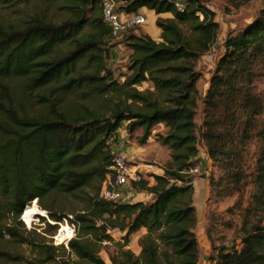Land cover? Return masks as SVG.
Masks as SVG:
<instances>
[{
	"label": "trees",
	"instance_id": "16d2710c",
	"mask_svg": "<svg viewBox=\"0 0 264 264\" xmlns=\"http://www.w3.org/2000/svg\"><path fill=\"white\" fill-rule=\"evenodd\" d=\"M211 1L184 0L179 9L175 0H116L117 13L154 12L160 41L131 33L109 45L102 0H0L18 16L0 21V241L6 237L33 248L41 264H106L99 256L104 242L116 246L110 264H199L190 170L199 163L201 141L223 172L210 185L221 197L237 194L234 207L242 213L239 244L219 248L209 264H264V221L251 220L257 211L264 213V128L258 122L264 98L255 86L264 69V10L225 39L202 99L198 134L201 74L195 66L219 32L207 6ZM117 45L129 52L122 81L107 65ZM145 83L152 89L140 91ZM124 123L128 134L141 131L139 146L155 127L164 129L154 139L169 151L170 162L161 175L148 176L152 185L143 176L131 184L151 195L149 202L101 197L112 173V145ZM254 137L261 147L249 176L243 156ZM249 183L260 189L253 196L257 206L242 208ZM67 197L83 202L84 209L59 214L54 207ZM33 201L55 224L74 226L67 249L31 239L35 230L27 231L20 217L29 223ZM141 230L140 251L134 254L127 247ZM111 231L123 234L120 242ZM0 260L20 258L0 249Z\"/></svg>",
	"mask_w": 264,
	"mask_h": 264
},
{
	"label": "rangeland",
	"instance_id": "374dc122",
	"mask_svg": "<svg viewBox=\"0 0 264 264\" xmlns=\"http://www.w3.org/2000/svg\"><path fill=\"white\" fill-rule=\"evenodd\" d=\"M207 6L215 14V21L219 24V32L214 45L198 60L195 66V70L201 74V78L197 82L200 99L198 101L197 116L195 118L198 134L203 121L202 99L209 87L208 82L214 71L215 65L224 53L223 43L227 36L239 33L260 16V12L264 10V0H250L244 4L241 0L235 1L234 4L230 0H212ZM29 10V8H26V11ZM145 14L146 12L142 13L144 17H147ZM17 17L18 16L14 10L5 6H0V21H14ZM143 26L151 30H154L155 28L149 19H147ZM135 32L136 34H142V26L131 28L128 32L122 33L120 37L124 38L126 34H135ZM151 36L155 37L154 35ZM126 53L127 49H125L124 46H121L114 54H111V58L113 56V59H110V62L108 63L109 67L115 71V77L118 79H120L121 74L127 73V60L123 62L125 58L127 59ZM260 72L261 75L255 83L256 93L264 98V69ZM120 81H122V79H120ZM138 89L142 91L152 88L149 84L145 83ZM258 122L260 128H264V109L262 115L258 118ZM125 126L126 124L124 123L119 128L117 132L118 139L112 145V151L122 154L126 151L129 156H132V158H136V156L142 157L143 163H141L144 165L143 169L148 170V173H145L144 178L149 181V179H151L148 177L150 174L163 172L162 169L170 162L169 151L165 147L160 146L154 139V135L158 132H164V129L161 126L155 127L152 131L151 138L147 143L144 146H139L137 140L141 135V131L137 130L132 134H128ZM198 147L200 159H198L199 163L197 166H199V172L191 173L193 181H195L194 186L196 192L200 195V199L197 201L198 215L194 233L198 242L199 264H208V259L213 258V256L215 257L219 248H229L233 245L237 246L239 244V229L241 228L242 213L239 209L234 207L239 199L237 194L230 197H221L218 194L219 188L210 185V179L218 180L222 177L223 172L218 168L216 163L209 160L203 142L199 141ZM260 147L261 141L257 137H254L246 147L243 156V168L249 176L255 173L256 160L258 158ZM129 165L135 166L137 164L129 163ZM248 180H251V177H249ZM129 187L131 188V186ZM93 188H95V185L86 191L91 193ZM259 191L260 189L257 185L249 183L242 192V208H245L249 204L256 207L257 205L254 203L253 196H257ZM132 192L135 194L128 199L124 198L121 203L130 202L132 200L136 201L142 198V195L137 197V194H140V192L135 190ZM60 201V207H54V210L58 209L59 214L63 213L69 215L70 212H79L85 207L83 202L75 200L72 197L62 198ZM29 207L30 210L27 214L29 223L23 220L22 215L20 220L27 231L35 230V234H32L31 239L36 240L38 243H46L53 246L62 245L66 248L63 244H60L64 241L63 238L60 237V232L63 229H69V226L66 224H70L65 221L55 224L50 220L47 213L41 210L36 201H33ZM231 208V212H228V209ZM39 216H44L46 218L45 221H40L38 219ZM251 220L253 222L260 220L264 221V213L257 211V213L251 217ZM47 225L57 226H55V229L53 230H48L49 228H47ZM60 225L61 229L58 233ZM109 234L115 242H120V239L123 236V234L118 231H111ZM143 234L144 233L141 232L133 234L130 237V243L127 249L131 250L134 254H138L140 251L138 248V240ZM70 237L71 235L67 239ZM0 249L7 251L12 254V256H18L20 258L17 262L0 260V264H41L36 250L26 245L20 246L13 244L9 242L6 237L4 240L0 241ZM115 249L116 246L108 242L106 244L102 243L100 246L99 256L106 262V264H110L109 257L114 255L116 251Z\"/></svg>",
	"mask_w": 264,
	"mask_h": 264
},
{
	"label": "built area",
	"instance_id": "2783aa9c",
	"mask_svg": "<svg viewBox=\"0 0 264 264\" xmlns=\"http://www.w3.org/2000/svg\"><path fill=\"white\" fill-rule=\"evenodd\" d=\"M183 2L184 0H175V4L179 9L183 8ZM116 7V0H102L101 2L102 18L108 30V38L117 39L127 30L143 26L146 23L145 17L138 12L130 15L120 14L116 12ZM114 154L112 173L106 181L101 197L107 201L121 202L124 199L122 189L131 186L132 183L139 182L142 176L129 165L124 154L116 152ZM198 172L199 166L197 165L190 170L192 174ZM66 225L71 230V237L60 244L67 248L68 242L75 236V228L73 225ZM60 229L61 225L58 233Z\"/></svg>",
	"mask_w": 264,
	"mask_h": 264
},
{
	"label": "crops",
	"instance_id": "0c3cea01",
	"mask_svg": "<svg viewBox=\"0 0 264 264\" xmlns=\"http://www.w3.org/2000/svg\"><path fill=\"white\" fill-rule=\"evenodd\" d=\"M143 12H146V16L147 17H145V19L147 18V19H149L150 20V22L152 23V25H153V27H155V20H156V16H155V14H154V12H152V11H149V10H147V9H145V8H142L141 10H139L138 11V13L139 14H141L142 15V13ZM120 14H122V13H120ZM163 17H168L167 15H164ZM147 19H146V21H147ZM156 28V27H155ZM155 28H154V30L152 29H148V28H145L144 26H142V33L143 34H148L152 39H154L155 41H160V39H159V36H160V31L156 28V30H155ZM135 34H136V32H135ZM151 35H154L155 37H152ZM121 38L122 37H119V38H117V39H114V40H112V39H110V38H107V41L109 42V45H111V44H117V43H119L120 42V40H121ZM122 45H117V46H115V47H113L112 49H111V51H110V55L111 54H114L115 53V51L118 49V48H120ZM128 55V50H127V53H126V56ZM111 59H113V56H112V58ZM125 60H126V58L124 59V61L123 62H125ZM110 61H108V63H109ZM107 63V65L109 66V64ZM111 68V67H110ZM117 136H118V133H117ZM117 139H118V137H116V141H117ZM116 151H119V150H116ZM124 153V155L127 157V159H129L128 160V162L129 163H135V164H137V165H135V166H132L133 167V169H135V171L137 172V173H139L141 176H143V177H145L144 175H145V173H148V170H144L143 169V162H142V157H140V156H136V158H132V156H129V154H128V152H126V151H124L123 152ZM197 159H200L199 158V156H198V158ZM202 159H204V158H202ZM205 160V159H204ZM142 162V163H141ZM143 169V170H142ZM153 173V172H152ZM155 175H161L162 174V172L161 173H157V172H155L154 173ZM149 181H150V185H152L153 184V179L151 178V179H149ZM194 182L195 181H193V187H194V193H193V205H194V207H195V209H196V212H197V215H198V207H197V201L200 199V195L196 192V189H195V186H194ZM132 191H134L132 188H130V187H125V188H123L122 189V192H123V197L124 198H126V199H128V198H130L131 196H133V194H135L134 192H132ZM137 194V193H136ZM140 195H142V198H140V200H136V201H130V202H125V203H134V202H149L150 200H151V195H149V194H146V193H140V194H137V197H139ZM141 233H145V230H141L140 231ZM208 264H209V261H208Z\"/></svg>",
	"mask_w": 264,
	"mask_h": 264
},
{
	"label": "bare ground",
	"instance_id": "6f19581e",
	"mask_svg": "<svg viewBox=\"0 0 264 264\" xmlns=\"http://www.w3.org/2000/svg\"><path fill=\"white\" fill-rule=\"evenodd\" d=\"M70 235H71V230H70V228H69V229H63V230L60 232V237H62L64 241H65Z\"/></svg>",
	"mask_w": 264,
	"mask_h": 264
}]
</instances>
